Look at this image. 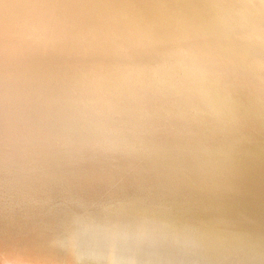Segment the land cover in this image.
<instances>
[{"label":"bare ground","instance_id":"obj_1","mask_svg":"<svg viewBox=\"0 0 264 264\" xmlns=\"http://www.w3.org/2000/svg\"><path fill=\"white\" fill-rule=\"evenodd\" d=\"M36 1L38 0H27L24 3V16L25 14L27 15L26 18L28 21L26 23L22 19L19 22L21 26H24L23 28L34 27L36 29V26H41L42 17L39 13L40 6ZM69 1L73 2L74 0H64L62 5L65 6ZM92 1L94 2L91 3V9L88 11L85 10L81 14H76V17L83 20H79L66 28L59 29L51 35L41 38L34 37L26 40V38L22 39L26 35L23 34L20 38V40L22 39L21 43H19L20 40L15 39V34L8 32L11 30L9 25L17 19L12 9L16 7L22 14V9L19 7L21 3L17 0H0V49H11L8 52H0V62L6 59L8 62H17L15 65L20 62L26 63L31 59L20 61L12 59L16 53L26 52L36 53L37 56L33 57L39 63L37 64L38 67H34L35 69H27L31 73L25 72L24 74L23 71L22 74L16 75L6 72L8 68L0 65V97H2L0 103L3 104L1 105L3 108L0 109V120L5 118L3 117L5 116L4 111H7L5 113H10V115L7 114L13 117L10 120H16V122H8V124L11 123L9 126L13 128L9 132L3 127L6 131L5 134L9 135L8 133H12L21 136V139L17 137L9 141L7 139L6 141H0V264H64L59 261L65 258L70 260L74 257L75 259L68 264H102L103 258L107 257L105 254H108L112 261L114 260L112 264H119L120 261V264L156 263L153 260L154 258L152 259L151 255L145 252L147 247L146 245H142L143 242L140 246L129 241V238H126V241L123 237V241H121V236L114 237L118 232H116V235H114L115 233H107L114 230L112 228L118 227V225H115L117 222L107 220L108 222H104L108 224H103L102 226V220L100 221L99 217L100 224L96 222L98 220L97 218L94 221L96 227L94 226V228V224H92V228L88 226L89 229H87L86 225L94 219L91 220V218L89 220L88 218H83L81 220L80 216H77L82 214L86 208H84V200L83 203L78 204H76V200H78V197L85 196V192L83 191L85 185L94 188L97 186V180L86 184L78 183L77 181L71 182L69 177L70 174L74 173L73 167L70 171L68 168L65 176L53 174L54 172L52 170L57 168L56 165L58 162L56 160L58 153L56 152L60 151V147L54 146L53 142L56 143L59 141L60 143L62 139L69 141L63 146L68 153L66 152L64 156L62 155L63 158L60 157L62 158L61 162L69 164L73 162V159L68 158V155L72 157L77 156L78 152L83 149L86 151L85 146L87 145L84 146L82 141L79 140L74 142L72 138L78 135L80 139L83 137L86 140H90V144H95L93 141L97 140L100 136L98 132L101 128L97 129L99 125H102L101 127L103 128L101 132L104 130V132H107V134L105 133L106 135L111 134L113 137L115 136V143L116 141L121 143L127 137L133 139L134 147L131 149L133 155H131V158L128 157V164L137 162L140 157L143 161L141 164L144 163V169H146L145 167L148 168L151 165L149 163L154 158L161 156L166 159V167L176 166L177 168L179 165V168L180 166L182 168L184 166L183 169L187 171L186 168L189 164L193 165L192 167H196L199 163H206L203 166L207 165V168L199 170L200 172H214L217 175L232 173L231 176L234 175L236 177L237 175H241L242 172H245V168L249 165L256 164L260 166V161L262 166L253 168V170L257 169L261 171L264 178V0H114L104 7L103 5L108 0ZM89 12L90 15H87ZM58 18L52 17L51 20L48 19L44 22L42 26L49 27ZM53 50H57L58 53H52ZM61 60H66L68 64L60 66L58 63ZM31 78L34 79L31 80ZM33 98L36 100H33ZM47 105L54 106L52 107L54 108L52 110L53 115L50 113L51 110H46L47 108L45 106ZM26 122L31 124L25 127ZM2 123L0 121V128H2ZM5 125L9 128L7 122ZM33 127H35L34 132H30L29 130ZM118 131L122 133L115 135ZM11 136L10 138L13 137ZM74 139L76 140V138ZM77 139L79 138L77 137ZM48 142L53 148L51 154L53 159H51L49 164L37 159L43 156ZM114 142L112 144H115ZM62 143L64 142L62 141ZM21 144L30 146L32 148L30 150L34 151L36 156H29L30 154H27V152L22 153L17 151L16 153L15 149L18 150ZM117 144H115L116 147ZM220 144H224V146L227 144L226 150L228 149V145H232V147L234 145L236 151V147L238 151L240 150V155L236 156L238 152L234 155L233 152L235 151L232 150L233 152L229 151L231 158L232 156L238 158L229 159V156L224 153L223 155L221 153L219 159L216 158L214 150L216 147L214 146ZM90 146L87 147L88 150L93 149ZM219 147H222V145ZM119 148L121 149V147ZM252 148L256 150L257 154H261L262 157L260 160L254 161L251 160V157L250 161H244L243 159L251 156L252 151H255L251 150ZM116 151L119 150L117 149ZM137 151H139L140 155L134 156ZM224 152L226 151L224 150ZM80 157L82 158L81 163L83 165L80 169V172H82L81 177L85 179L86 172L91 168L89 162L91 158L86 154ZM257 157L259 158V156ZM253 158H256V156ZM185 161L189 164H185ZM115 165V163H112L113 167ZM197 168L199 167L197 166ZM51 171L52 174L49 176L50 174L48 172ZM174 176L173 178L177 179ZM214 177L208 180H214ZM190 178H193V176H190ZM140 181L141 179L137 182L140 183ZM126 183L128 182L126 181ZM182 183H185V181ZM188 183L190 184V182ZM201 187L203 188V186ZM120 188H123V186ZM131 188L133 187L131 186ZM174 188L177 187L175 186ZM195 189L190 192H196ZM241 189L244 190L243 188ZM140 191H144V189H140ZM187 191L189 192V190ZM121 195L120 198L122 197ZM156 196L151 195L150 200L151 197L153 199ZM165 196L168 195L165 193ZM182 197L184 196H181L179 199H182ZM243 197L245 198V195ZM29 198H32L31 202L33 205L35 204V208L33 209L35 213L33 214L35 215V221L37 223L34 224V227L39 228L40 231L42 230L38 234L39 236H32L34 240L38 241V244H35L32 239L30 240L29 238L31 237L26 233V230L30 229L28 227L30 223L22 216L29 213L27 212L28 209L24 211L21 207H18V205H26L25 202ZM156 199L154 200L156 201ZM237 199L240 198L237 197ZM114 200L116 201V199ZM139 200L137 201L139 202ZM141 201L143 200L141 199ZM237 201L239 203L240 201L242 202V200ZM167 203L168 201L164 202V204L162 203L163 207ZM28 204L30 205L31 203ZM182 204L185 203L183 202ZM137 205L136 209L138 207ZM58 206L61 207L60 211L58 210L59 212L52 210ZM31 207L33 208V206ZM120 207L121 210L120 208L119 210L122 212V205ZM3 208H6L10 212L15 210L20 211L22 216L20 218H14L2 211ZM167 208L169 207L167 206ZM156 209L158 211L157 207ZM164 209L166 210V207ZM103 211L105 212L106 210ZM154 211L156 210L154 209ZM166 211L168 212V209ZM249 211L245 213H249ZM130 212L132 213L131 210ZM175 212L177 214L179 211ZM200 212L198 213L200 214ZM58 214L61 216L65 215L66 219L63 222L58 221L57 224L51 223ZM138 214H141V212ZM143 215L142 217H144ZM95 216L93 214V217ZM142 217L141 219H144ZM194 217L196 218V216ZM84 219L88 220L83 221ZM102 219L105 220L104 217ZM168 220L169 223H166L168 225L170 222L175 223V221L169 218ZM147 221H151V219H146ZM109 222L112 224H109ZM141 222L135 224L139 225ZM155 223L159 226L162 225L159 222ZM155 223H152V228ZM83 225L85 226V230L87 229L86 231H83L84 229L81 228ZM97 225H101L102 227L98 228ZM147 225L149 226V224ZM126 226L128 227V225ZM161 227L165 231L168 230L163 225ZM218 227H221V225L216 226V228ZM67 229L73 230L75 234L80 236L76 241L80 244L77 247L80 251L70 255H65L60 250L64 240L66 242L69 240L56 239L55 237V235ZM155 229L157 230L159 228L154 227ZM154 230L153 232L148 231L151 234H146V238L149 241L152 239H150V236L156 237L157 235L158 230L155 232ZM164 230L160 229L163 232ZM174 230L176 231L175 228ZM139 231L142 236L143 233L141 234V230ZM163 232L160 233L162 234ZM155 233L156 235H152ZM165 233H163L164 236ZM110 234L114 236H110ZM129 234L131 235L132 233ZM138 234L136 235L138 236ZM140 235L139 237H141ZM179 235L177 236L179 237ZM196 235L194 237L198 238ZM167 237L170 236L168 235ZM199 237L201 236L199 235ZM2 238H6V242L1 241ZM169 239H167V242H169ZM171 239L175 242L173 237ZM144 240L146 244L149 242L146 239ZM44 241H52L53 245H49V247L44 246L43 244L46 243ZM109 241L111 243H108ZM135 241L136 243L138 241L136 236ZM160 241L162 243L161 237ZM129 242L132 244L133 250ZM167 242L166 240L163 241L165 244H168ZM149 243L151 244L152 242ZM150 247L152 250V245L148 246V248ZM187 247L189 245L182 247L183 249L186 248L184 253L186 254L184 255L185 258H187L188 252L190 253ZM167 249L170 250L171 247ZM163 251L167 253L166 250L163 249ZM153 254L156 255L154 250ZM167 255L165 254V256ZM122 256L124 257L121 258ZM157 256L159 257V255ZM163 256V259L160 258V261L164 260ZM169 257L167 258L168 260L166 259L167 262L173 258ZM119 258L122 260L119 261ZM175 260H172L174 263L171 262L170 264H189L185 260L183 261L185 263H182L181 259ZM167 262L166 264H168Z\"/></svg>","mask_w":264,"mask_h":264},{"label":"rangeland","instance_id":"obj_2","mask_svg":"<svg viewBox=\"0 0 264 264\" xmlns=\"http://www.w3.org/2000/svg\"><path fill=\"white\" fill-rule=\"evenodd\" d=\"M17 1H19L21 3V4H19V7L22 9V14L19 12V10L16 7L12 9V11L15 13V18H17V19L14 20L9 25V27L11 28V30L8 33L12 32L13 34H15L14 37H15V39H18V41L20 40L21 35H23V34H26V35L23 36L22 39L23 38H26V40H29V39L34 38V37L35 38H37V37L41 38L43 36L51 35L52 33H54L55 31H57L59 29L66 28L67 26H70L73 23L78 22L79 20H83V19H80L79 17H76L77 16L76 14H81L85 10L88 11L89 9H91L90 8L91 7V3L94 2L92 0H74L73 2H70V1L67 2V4L64 6V5H62V3H63L64 0H38V1H36V3L40 6L39 13H40V16L42 17V19H41V24H40L41 26L38 25V26H36V29H35L34 27H31V28L30 27H25V28H23L24 26H21V24L19 23L22 19H24L26 23L28 21V19L26 18L27 15L25 14V16H24V11H23L24 3L27 0H17ZM113 1L114 0H108V1H106L107 3H105V5H103V7L104 6H107V4L109 5ZM101 7H102V5H101ZM75 10H77V11H75ZM87 15H90V12L87 13ZM52 17H54V18H58L59 17V18H58V20L55 23H53L49 27L42 26L44 24V22H46L48 19L51 20ZM2 34H3V32H2ZM21 40H20L19 43H21ZM0 42H1V40H0ZM19 43H18V45H19ZM8 50H11V49H9V48L0 49V52H8ZM54 52L58 53L57 50H53L52 51V53H54ZM33 56H37V54L36 53H26V52L16 53L14 55V57L12 58L13 60L20 61V60H26V59H29V58L31 60L30 61H27L26 63L20 62L19 64L15 65L17 62H15V61L14 62L13 61L12 62H8L6 59H3L0 62V65L7 67L8 68L7 69L8 71H6V72L13 73L14 75H16V74H22L23 71H24V74H25V72H30V70H27V69H35L36 67H38L37 64H39V63L36 62L37 60L34 59ZM58 64L60 66H65V64H68V63L66 62V60H61V62L58 63ZM25 67H27V68H25ZM29 75H31V74H29ZM27 76H28V74H27ZM33 79L34 78H31V80H33ZM0 96H1V94H0ZM0 100L2 101V97H0ZM33 100H36V99L33 98ZM1 105H3V104L0 103V109L3 108V107H1ZM47 106H45L47 108L46 110H48V109L51 110L50 113H51V115H53L54 113L52 114V112H53L52 110H54V108H52V107H54V106H51V105H47ZM57 106H59V105L57 104ZM5 112H7V111H4L5 116H3V117H5V118H3V119L0 120V121L3 122L2 123L3 124L2 125V128H0L1 129L0 130V141L1 140L6 141V139L9 141V140L14 139V138H17V137H19V139H21L20 138L21 136H19V135H14L12 133H8L11 130V128H12V126H9V124H11L12 122L13 123L16 122V120L14 119L15 121H13V120L11 121L10 118H13V117L12 116H8V115H10V113L8 114V113H5ZM5 121L7 122V125L9 126V128L5 125L6 124ZM9 121H11V123L8 124ZM26 123H24V124H26L25 127L29 126L28 124H31L29 122H26ZM101 126L102 125H99V127L97 129L101 128V130H102L103 128ZM3 127L5 128V130L8 131L7 133L9 135H6L5 134L6 131L4 130ZM33 128L30 129L29 131L30 132L31 131L34 132L35 127H33ZM101 130L98 132L101 137L99 136V138L97 140L93 141V142H95V144L93 142H92L93 144H90L91 141L88 140V139L86 140L83 137H81V139H80V136H78V135L77 136H74L72 138V140L74 142H77L79 140V141H82V143H83L84 146L86 144L87 145L85 146L86 147V151H84L85 149H83L82 151L78 152V155L77 156L72 157L71 155H68L69 156L68 158L73 159L72 160L73 162H70L69 164L61 162L64 154H66V152H67V150H65V148L63 146H65L69 141L67 139L66 140L65 139H62L60 141V143H59V141L56 142V143L53 142V145L54 146H59L60 147V151L59 152H56V153H58L57 154L58 156L56 155V158L57 157L58 158L57 159L55 158L58 162H57V165H56L57 168H55L54 170L57 171V172H55L54 170H52L54 172L53 174H59L60 176H65V172L68 171V168H69V171H70V169L73 167L74 173L73 174H70V177H69V179L71 180V182L77 181L78 183L86 184V183H89L91 181H96L97 180L96 181L97 182L96 183L97 186H95L96 188L95 187L94 188H90V187H88V186L85 185V187L83 188V191L85 192V196L84 197H78V200L79 201L76 200L77 201L76 204L83 203V200H84V203L83 204H84V208H86V210L82 214H79L77 216H80V219L81 220L83 218H85V219L88 218L89 220L91 218H92L91 220L94 219L92 221L93 223L90 221L89 224L86 225L87 226V229H89L88 226L90 228H92L91 225L95 223L94 221H95V219L97 220V218H98V220L96 221L97 223H99L102 220L101 221V223H102L101 225L102 226H103V224L104 225L108 224L106 222H108L109 220L111 222L112 221L117 222L116 224L114 222L113 223L116 226L118 225V227L117 228L114 227L112 229H114V230L117 229L118 231L116 230L114 232V230H111V228L107 226L111 230V232L108 230L109 232H107V233H113V234L115 233L114 235H116V232H118V234L116 236H114L112 234H110V236L111 235L114 236V237L121 236L120 237L121 238V241H123L122 240L123 237H124L123 239L126 240V241L129 238V241H132V243L134 242V244H136V245L138 244V245L141 246V243L143 242L142 245L143 246L146 245V247H147V249H145L146 250L145 252H147V254L149 253V255H151V258L152 259L154 258L153 260H154V262H156L154 264H166V262L168 260L167 259L168 256H170L171 258L172 257L174 258V259L172 258L171 261L167 262L168 264H170L172 262V260H175V259H177V260L178 259H181V262L182 263L187 262L189 264H264V191H263L264 190V178H263V174H262L261 171H258L257 169H254L253 170V168H259V167L262 166V163L260 161H259L260 166L259 165H256V164L255 165H249V166H247L245 168V172H242L241 175H237L236 177L234 175L231 176L232 173H227L225 175L224 174L217 175L214 172H209L208 173V171H204V173H205V176H204V173L203 172H200L199 170L204 169V168H207L206 167L207 165L206 166H203L206 163H203V164L202 163H199V165H201V166L197 165L199 167V168H197V166L196 167H192L193 165H190L188 162L185 161V164L186 163L189 164V166L187 165V168H186L187 171L183 169L184 166H183V168L181 166L179 168V165L177 166V168H176V166L175 167H171V166L170 167H166L167 166V165H165L166 159L164 157H161V156L154 158L149 163L151 165H149L148 168L145 167L146 169H144V163L141 164L143 161L140 159V157H139L140 160L138 159L137 162H135L136 164L135 163H133V164L132 163H129L128 164L129 158H131V155H133L132 150H131L132 147H134V144H133L134 141H133V139L127 137V138H124V140L121 143H119L118 141H116V143H115L114 142L115 136L113 137L111 134L106 135L107 132L106 131L104 132V130L101 132ZM3 133H4V135H3ZM120 133H122V132L118 131V132L115 133V135L120 134ZM123 135H126V134H123ZM10 136L12 138H10ZM77 137L79 139H77ZM74 138H76V140ZM110 138H111V140H110ZM125 139L127 140V142H126ZM62 141L64 143H62ZM65 141H67V142H65ZM113 142L115 144H117V142H118L117 147H116L115 144H112ZM129 142L130 143L132 142V143L130 144ZM58 144H60V145H58ZM122 144H123V146H122ZM103 145H104V147H103ZM221 145H222V147H219ZM226 145L227 144H225V146H224V144H220V145L214 146V147H216V148H214L216 158L219 159L221 153H222V155L224 153V154L228 155L229 156L228 158L230 159L231 156L229 155V151L230 152L235 151V152H233V154L234 155L237 154L236 156H239L240 155V150L238 151V148L237 147H236V149H237V151H236L235 148H234V145H233V147H232V145H228L229 147L227 146V148H228L227 149L228 151H227L226 150ZM23 146L24 145L21 144V147H18V150L15 149L16 153H17V151H20L22 153H26L27 152V154H30L29 156H36L35 155V152L32 151V150H30V149H32L30 146L29 147L27 145H25L24 147ZM88 146L93 147V149L88 150V148H87ZM118 146L121 147V149ZM223 146H224L225 149L223 148ZM230 147H232V148H230ZM23 148H24V150H23ZM116 148L119 151H116L117 150ZM222 148L226 152H228V153L224 152V150ZM45 149L46 150L43 152V156L38 157L37 159L43 160L45 163H48L49 164L51 162V159H53V157L51 155L52 154V151H53L52 150L53 148L51 147V145H50L49 142H48L47 146L45 147ZM216 149H217V151H216ZM251 150H255V149L252 148ZM129 152H131V153H129ZM236 152H238V153H236ZM84 153L86 155H89L90 158H91L90 161H89L90 162V165H91V168H89V170L86 172V174H85L86 176L84 175L86 178L85 179L84 178L82 179V177H81L82 176L81 175L82 172H80V169L82 168L83 165L81 163L82 162L81 161L82 158L80 156L85 155ZM218 153H220V154L217 155ZM256 154H257L256 153V150L254 152L252 151L251 156H249L250 158L249 157H246L243 160L244 161H247V160L250 161L251 157H252L251 160H254V161L255 160H258V159L260 160V158L262 157V155L261 154H257L256 155ZM136 155H140L139 151H137L134 154V156H136ZM236 156H232L231 159H234ZM254 156H256L257 159L256 158H253ZM257 156H259V158ZM60 157H62V158H60ZM236 158H238V157H236ZM157 162H159V163H157ZM112 163H115L116 164L115 167L112 166ZM139 164H140V166H139ZM216 164H218V163H216ZM134 165H135V167H134ZM155 165H157V166H155ZM47 166L50 167L49 165H47ZM141 166H143V167H141ZM108 167H109V169H108ZM126 167H127V169H126ZM133 168H135V169H133ZM190 168H193V169H190ZM194 168H195V170H194ZM123 169H124V171H123ZM140 169H142V170H140ZM170 169L173 170L174 172L173 171L171 172ZM108 170H110V171L108 172ZM166 170H167V172H166ZM168 170H170V171H168ZM52 171L51 172H48V174H50L49 176H51ZM179 171H180V173H179ZM152 172H154V173H152ZM193 172H194V174H193ZM175 173H176V175H175ZM252 173H254V174H252ZM48 174H46V175H48ZM104 174H106V175H104ZM195 175H197V176H195ZM201 175H202V177H201ZM95 176H97V177H95ZM122 176H124V177H122ZM131 176H132V179H131ZM173 176L174 177H177V179L176 178L174 179ZM190 176L191 177L193 176V178H190ZM210 176L211 177H214L215 176L214 177V180H208V179L211 178ZM76 177H78V178H76ZM112 178H113V180H112ZM126 178H128V179H126ZM216 178H218V179H216ZM223 178L224 179L226 178V179L224 180ZM129 179H131V180H129ZM140 179H141V181H140V183H138ZM186 180H188V181H186ZM126 181L128 183H126ZM129 181H130V183H129ZM183 181H185V183H182ZM215 181H217V182H215ZM219 181H220V183H219ZM248 181H250V182H248ZM188 182H190V184ZM223 182H225V183L223 184ZM133 183H135L137 186L135 184L133 185ZM173 183H175V185H173ZM161 184H162V186H161ZM167 184H168V186H167ZM177 184H179V185H177ZM199 184H200V187H199ZM207 184L208 185L210 184V185L208 186ZM212 184H214V185H212ZM124 185L126 186L125 187L126 189L124 188ZM122 186H123V188H120ZM131 186L133 188H131ZM175 186L177 188H174ZM201 186H203V188ZM245 186H246V188H245ZM191 187H192V189H191ZM197 187H198V189H197ZM119 188L122 189V190H120ZM236 188H237V190H236ZM241 188H243L244 190H242ZM257 188L260 189V190H258ZM140 189L141 190L144 189V191H140ZM190 189L193 190V191L195 189L196 192H192L191 193L190 192L191 191ZM227 189H228V191H227ZM187 190H189V192ZM197 190H199V191H197ZM217 190H218V192H217ZM250 190H252L253 192L250 191ZM120 191H121V193H120ZM149 191H150V193H149ZM208 191H209V193H208ZM231 191L233 192V194L230 195V193H232ZM234 191H235V193H234ZM259 191H261V192H259ZM170 192H172V193H170ZM240 192H241V194H240ZM129 193H130V195L133 194L135 196H133V195L130 196ZM161 193H162V195H161ZM165 193H166V195H168V196L171 195V196H169V197L168 196H165ZM119 194L120 195L122 194L121 195L122 196L121 198H120V195ZM138 194H139V196H138ZM176 194H177V196H175ZM179 194L181 196H184V197H182V199H179L181 197ZM243 194L245 195V198L247 197V199H245L243 197L244 196ZM141 195H142V197H140ZM151 195H153V196L154 195H157V196L155 198L153 197V199L151 197V200H152L151 201L150 200V196ZM235 195L237 197H239L240 199H237V197ZM249 195L252 196L253 199H252V197L250 198ZM220 196L222 197V199H221ZM130 197H132L133 199L130 198ZM204 197H205V199H203ZM81 198H82V200H81ZM159 198H160V200H159ZM167 198H168V200H167ZM174 198H175V200L177 199L176 200V203H175ZM229 198H231L232 200L231 199L228 200ZM262 198H263V201H262ZM9 199H11V198H9ZM97 199H98V201H97ZM114 199H116V201ZM129 199L130 200L132 199V200L130 201ZM141 199L143 201H141ZM154 199H156L157 203H159V204H157ZM31 200H32V198L27 199L26 202H25L26 205H24V206L23 205H18V207L19 208L21 207V209H23L24 211H27V209H28L27 212H29V213L28 214H25L23 216H22V214H21L20 211H16V210L10 212L6 208H3L2 211L8 213L10 216H12L14 218H20L21 216L23 218H25V220H27L30 223V225L28 226V227H30V229L26 230L27 235L31 237V238H29L30 240L32 239L35 242V244H38V241L34 240L32 238V236H36V237L39 236L38 234L42 230L40 231L39 228H35L34 227V224L37 223V221H35V215L33 214V213H35L34 210H33L35 208V204L33 205L32 202H31ZM137 200H139V202ZM161 200H162V202H161ZM202 200H204V201H202ZM237 200H242V202L240 201V203H244V204H240ZM253 200L254 201L257 200V201L254 202ZM10 201H14V200H10ZM15 201H20V200H15ZM23 201H25V200H23ZM103 201H104V203H103ZM163 201L164 202H167L168 201V203L170 202L169 204L167 203L164 206V207H166V210L168 209V212L170 211L169 213L164 209V207H163L164 202ZM182 201L185 204H182L183 203ZM207 201H208V203L210 202V204H208ZM200 202L203 203L204 205L202 204V206H201V203ZM251 202L253 203L252 205H251ZM28 203H31V204L29 205ZM99 203H102V204L99 205ZM151 203H153V204L151 205ZM197 203H198V205H196ZM245 203H247V204H245ZM124 204H125V206H124ZM136 204H138L137 205L138 206L137 207L138 210L136 209ZM139 204H142V205H139ZM155 204H157V205L155 206ZM172 204H174L175 206L174 205L171 206ZM176 204H178V205H176ZM192 204H194V205L192 206ZM121 205L124 208V210L122 208V212L124 211L123 213L120 211L121 210V207H120ZM131 205H133V207H131ZM166 205L169 208H167ZM199 205L201 206V208H200ZM244 205L245 206L248 205V206H246V208H245ZM249 205H250V207H249ZM31 206H33V208ZM153 206H155V208H153ZM58 207H55L52 210H56V211L59 210L60 211L61 207L60 206H58ZM92 207H94V208H92ZM98 207H99V210L100 211L98 210ZM114 207L117 208V209H115ZM140 207H142V208H140ZM156 207L158 208V211H157ZM100 208H102L103 210H106L107 212L106 211L104 212ZM119 208H120V210H119ZM130 208H132V209H130ZM139 208H140V211H139ZM172 208L173 209L175 208V209L173 210ZM16 209H18V208H16ZM154 209L156 211H154ZM244 209H246V210H244ZM130 210L132 211V213L130 212ZM160 210H163V211H160ZM192 210H194V211H192ZM90 211H92L93 213L90 212ZM175 211H177V212L179 211V212L176 214ZM195 211H196V213H195ZM200 211H202L203 213L200 212ZM246 211L247 212L249 211V213H245ZM109 212H111V213H109ZM139 212H141V214H138ZM148 212H149V215H148ZM159 212H161V213H159ZM198 212H200V214ZM153 213H154V215H153ZM93 214L96 215L95 216L96 218L93 217ZM143 214H145V215H143ZM166 214H167V216H166ZM59 215L60 214H58L56 216V218H54L55 221L52 220L51 223L57 224L58 221L59 222H63L66 219L65 215L64 216H61V215L59 216ZM142 215L144 217H142ZM150 215H153V216H150ZM172 215H173V217H172ZM81 216H82V218H81ZM101 216L104 217L105 220L102 219ZM174 216H176L178 218H176ZM190 216H191V219H190ZM194 216H196V218ZM99 217H100V221H99ZM141 217L144 218V219H141ZM193 217H194V219H193ZM168 218L171 219L172 221H175V223H173V222L171 223L170 222L169 225L166 224V223H169ZM173 218H174V220H173ZM85 219L83 221H87L88 220V219L87 220H85ZM146 219L147 220H150L151 219V221H147L146 222ZM140 220L141 221L143 220V221L141 222ZM161 220H162V222H160ZM104 221H106V222H104ZM119 221H121V222H119ZM124 221H126V222L129 221L130 223L129 222L126 223ZM111 222H109V224H112ZM137 222L138 223L141 222V224H139V225L138 224H135ZM151 222L153 224L155 222H157V223L159 222V224L161 223L165 227V229H168V230L169 229L172 230V228L174 230V228H175L176 231L174 230V232H176V233H174L173 230L172 231L170 230L171 232L168 231V230H167L168 232L165 231L164 228L161 227L162 226L161 224H160L161 226H159L158 224H157L158 225L157 226L156 223H155V225L152 228L151 227L152 226V223ZM176 222H177V224H176ZM142 223H144V224H142ZM119 224L121 226H124V227H121ZM147 224H149V226ZM171 224H172V226H171ZM95 225L96 224H94L93 227ZM98 225H97L98 228L102 227L101 225L100 226H98ZM126 225H128V227ZM133 225H135V226L138 225V226L135 227ZM145 225L147 227L146 229H145ZM175 225H176V227H175ZM219 225H221V227L216 228V226H219ZM83 227H81L82 229H84L83 231H86L87 229L85 230V226L84 225H83ZM119 227L121 228V230H120ZM149 227H150V230H149ZM154 227H158L159 228V229H157L158 230L157 235H158L159 238L157 237V235L155 233V234H152V235H156L157 238L155 236H150V239L152 238L153 240L151 239V241H149V239L146 238V234L148 233V231H152L153 232ZM166 227H168V228H166ZM194 227H196V228H194ZM127 228H129V229H127ZM134 229L135 230L137 229V230L135 231ZM138 229L141 230V234L142 233L143 234L145 233V234L144 235L142 234V236H141L140 235V231ZM160 229L161 230H164V232L163 231H160ZM106 230H107V228H106ZM127 230L129 231V233H132L131 235H135L136 238H138V241L139 242L137 241V243H136L135 236H131L128 233ZM157 230L155 229L154 232L157 231ZM191 230H192V232L194 234L191 232ZM217 230L219 231L218 233H217ZM124 232L127 233V234H125ZM160 232H163V233L166 232L165 233V236H164L163 233L161 234ZM149 233L151 234V232H149ZM149 233H148V235H149ZM177 233L180 234L179 237L177 236L178 235ZM136 234H138V236ZM160 234L163 235V236H161ZM171 234H174V235L171 236ZM139 235L143 239L141 237H139ZM148 235H147V237H149ZM168 235L170 237H167ZM175 235H176L177 238L175 237ZM195 235L198 236V238L197 237H194ZM199 235L201 237H199ZM127 236H129V237H127ZM55 237H56V239H63V240L66 239V240H69L68 242H66L64 240V242L62 243V246L60 247L61 248L60 250H62L63 254L70 255V254H73V253H76V252H79L80 251V249L77 248V247L80 246V244H79V242H76L80 238V236L78 234H75V232L73 230L67 229V230H65L63 232L58 233L57 235H55ZM160 237H161L162 243H163L164 240H166V242H167V239L168 238L171 239L172 237L175 239V242L176 243L174 242L173 239H171L173 241V243L169 239V242H167L168 244H165V243L162 244V243H160L161 242L160 241ZM162 237H163V239H162ZM164 237H166V238H164ZM139 238H141L142 240L139 239ZM5 239L6 238H2L1 241H5L6 242ZM144 239H146L147 241L152 242V243L150 244L149 242H147V244H146V241ZM193 239H195V240H193ZM17 242L19 243L18 240H17ZM44 242H46V243L43 244L44 246L49 247V245H53V242L52 241H44ZM49 242H50V244H49ZM108 243H111V242L109 241ZM113 243H114V241H113ZM113 243H112V245H113ZM153 244H154V246H153ZM183 244H184V246H183ZM130 245H131V249L133 250V247H132V244L131 243H130ZM151 245H152V250H151V247L148 248V246H151ZM161 245H162V247H161ZM170 245H172V246H170ZM188 245H189L190 248L189 247H187V248L189 249L190 253L188 252L187 258H185L184 255H186V254H184V253H185V249L186 248L183 249L182 247H186ZM165 246H167V247H165ZM175 246L178 247V248H176ZM180 246H181V248H179ZM163 247H165V248H163ZM170 247H171V249H170ZM214 247H216V248H214ZM167 248H169L171 251L168 250ZM108 249L110 250V248H108ZM134 249H136V248H134ZM163 249L166 250L167 253H165L163 251ZM153 250L155 251V254L156 255H159V257L158 256L156 257V255L153 254ZM162 251H163L164 254L162 253ZM169 251H170V253H169ZM109 252H107V253H109ZM150 253H152V254H150ZM165 254L166 255L169 254V255L165 256ZM105 255L107 257H104L103 258L104 260H103V263L102 264H112V262L114 260L112 261L110 259V256L108 254H105ZM124 255H126V254H124ZM160 255H162L164 257V260L160 261L161 259H163L162 256H160ZM123 257L124 256H122L121 258H123ZM121 258H119V261L122 260ZM148 258H150V256H148ZM53 259H55V257H53ZM74 259H75V257L72 258V259H70V260H68V259L65 258L64 260L59 261V262L60 263H64V264H68L70 261L72 262ZM142 260H144V258H142ZM177 260H175V261H177ZM184 260H185V262H183ZM120 263H121V261L119 262V264ZM172 263H174V261Z\"/></svg>","mask_w":264,"mask_h":264}]
</instances>
